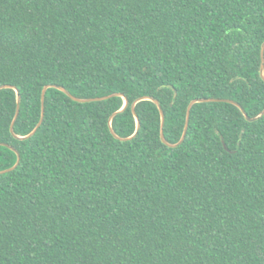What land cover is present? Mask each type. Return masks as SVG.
<instances>
[{"label":"trees","instance_id":"16d2710c","mask_svg":"<svg viewBox=\"0 0 264 264\" xmlns=\"http://www.w3.org/2000/svg\"><path fill=\"white\" fill-rule=\"evenodd\" d=\"M263 43L264 0H0V264H264V114L134 106L255 117ZM46 85L109 97L19 138Z\"/></svg>","mask_w":264,"mask_h":264},{"label":"water","instance_id":"95a60500","mask_svg":"<svg viewBox=\"0 0 264 264\" xmlns=\"http://www.w3.org/2000/svg\"><path fill=\"white\" fill-rule=\"evenodd\" d=\"M261 52H262V53H261V54H262L261 74H262V76L264 77V43L262 44V51H261ZM50 86L58 87L59 89L65 91L70 97H72L73 99H75V100H77V101H80V102H87V101H93V100H100V99H104V98L109 97V96H105V97H97V98H79V97H76V96H74L73 94H71V93H70L68 90H66L63 86L46 85V86L44 87L43 91H42V117H41L40 121L38 122V124L36 125V127H35V128H34V129L28 134V135H25V136H18V135H16V136H18L19 138H27V137L32 136V135L36 132V130L39 128V126L42 124V121H43V118H44V111H45V94H46L47 89H48ZM5 87H9V85H0V89L5 88ZM142 99H150V100H153V101L158 105L159 110H160V112H161V138H162V140H163L166 144H168L169 146H173V147H174V146H177V145H179V144H181V143L184 141V139H185V137H186L187 130H188V126H189L191 109H192L193 105H194L195 103H197V102L227 101V102L234 103V104H236L238 107H240V109H241V111L244 113L246 119H248V120H250V121L257 119L259 116H261V115L264 114V109H263V110L260 112V114L256 115L255 117H250V116L248 115V113L245 111V109H244V108H243L238 102H236V101H234V100H232V99H224V98H207V97H205V98H196V99H193V100L190 102L189 106H188L187 117H186V123H185V128H184V131H183V134H182L181 139H180L177 143H170V142H168V141L166 140V138H165V134H164L165 113H164V110H163V108H162L160 102H159L157 99L153 98V97H150V96H143V97L137 99V101L134 103V106H135V104H136L138 101H140V100H142ZM17 101H18L17 111H16L15 117H14V119H13V121H12V124H11V131H12L13 133H14V124H15V122H16L18 116H19V113H20L21 95H20L19 91H18V94H17ZM127 104H128V100H127V98H125V104H124V106L120 109V111L123 110V109L127 106ZM134 106H133V111H134L135 116H136V119H137V127H136V131H135V133H134V135H136L137 132H138V130L140 129L141 122H140V119H139V117H138V115H137L135 109H134ZM115 114H116V113H114V114L112 115V117H113ZM111 131H112V133H113L116 137H118V138H120V139H128V138H131V137L134 136V135H132V136H130V137H128V138L120 137V136H118V135L115 133V131L113 130L112 126H111ZM5 145H8L9 147H11L12 149H14V150L17 152L18 160H17V162H16V164H15L14 166H12V167H10V168H8V169H5V170H1V171H0V174L15 169V168L18 166V164H19V162H20V159H21V155H20V153H19L18 150H16L13 146H11V145H9V144H5Z\"/></svg>","mask_w":264,"mask_h":264}]
</instances>
